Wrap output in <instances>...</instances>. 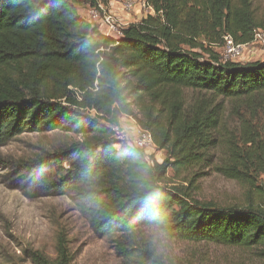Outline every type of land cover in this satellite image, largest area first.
I'll list each match as a JSON object with an SVG mask.
<instances>
[{
  "label": "trees",
  "instance_id": "16d2710c",
  "mask_svg": "<svg viewBox=\"0 0 264 264\" xmlns=\"http://www.w3.org/2000/svg\"><path fill=\"white\" fill-rule=\"evenodd\" d=\"M145 1L153 15L112 39L77 13L109 0H0V145L24 132L80 136L33 165L70 163L55 186L75 190L96 232L120 236L124 264H172L129 236L142 225L181 241L264 246V208L201 203L167 184L169 170L212 168L249 188L264 175V62H221L202 44L251 43L264 17L252 0ZM123 116L150 132L162 162L115 139ZM29 258L72 264L66 235L54 259Z\"/></svg>",
  "mask_w": 264,
  "mask_h": 264
},
{
  "label": "rangeland",
  "instance_id": "374dc122",
  "mask_svg": "<svg viewBox=\"0 0 264 264\" xmlns=\"http://www.w3.org/2000/svg\"><path fill=\"white\" fill-rule=\"evenodd\" d=\"M122 2L109 0L107 6L100 4L111 16L113 29L109 37L112 39L119 38L122 28L153 15L146 1L138 0L128 13L122 11ZM252 4L257 18L264 17V0H252ZM89 8L77 7L78 15L87 20ZM97 27L102 34L108 31L106 25L98 23ZM202 44L217 54L221 62L225 60L221 41L214 44L203 41ZM234 61L263 63L264 45L255 42ZM186 95L187 100L192 96L189 91ZM227 121L229 130H232L235 127L232 120L227 118ZM119 122L118 134L127 142L131 137V124L126 119ZM260 124L259 132L264 135V120ZM80 139L78 135L61 130L24 132L0 145V264H33L29 256L35 251L54 259L60 233L67 237L72 264H124L119 253L120 236L96 232L77 203L75 190L55 186V181L70 170V163L33 165L40 158ZM145 155L152 156L159 163L165 159L164 151ZM220 157L221 154L215 152L216 162ZM253 183L254 186L249 188L212 168L184 172L179 176L171 170L167 172L168 185L184 189L196 201L219 207L251 205L264 208V175H258ZM129 236L145 243L157 256L172 264H264V246L261 245L240 247L181 241L152 225H142Z\"/></svg>",
  "mask_w": 264,
  "mask_h": 264
},
{
  "label": "built area",
  "instance_id": "2783aa9c",
  "mask_svg": "<svg viewBox=\"0 0 264 264\" xmlns=\"http://www.w3.org/2000/svg\"><path fill=\"white\" fill-rule=\"evenodd\" d=\"M136 3H138V0H123V2L121 3V9L125 13H128L134 9ZM87 13L88 22L97 24L99 23L108 27V31L105 32L103 35L109 37V33L113 29V25L111 24V16L106 13V10L102 6L98 5L95 8H89ZM120 35L121 31L119 32L118 37H120ZM255 42H261L262 45H264V32H262L261 30H255L253 33L252 42L247 44H237L232 40L229 35H224L221 40L225 58L223 62L229 61L237 63L234 60L239 56V54H242L245 49H247L250 45L254 44ZM87 112L90 115L95 114L93 110H88ZM121 119H126L130 122L131 137L129 138V141L125 142L123 137L118 134L120 128L119 122L117 126L112 128L116 140L124 141L127 145L141 150L144 154L154 153L155 151H157L149 131L140 127L132 117L123 116Z\"/></svg>",
  "mask_w": 264,
  "mask_h": 264
}]
</instances>
